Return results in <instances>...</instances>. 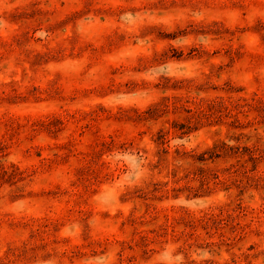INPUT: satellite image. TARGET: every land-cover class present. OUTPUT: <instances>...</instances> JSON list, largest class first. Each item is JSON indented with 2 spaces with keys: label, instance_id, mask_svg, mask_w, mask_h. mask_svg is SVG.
Masks as SVG:
<instances>
[{
  "label": "rangeland",
  "instance_id": "obj_1",
  "mask_svg": "<svg viewBox=\"0 0 264 264\" xmlns=\"http://www.w3.org/2000/svg\"><path fill=\"white\" fill-rule=\"evenodd\" d=\"M0 264H264V0H0Z\"/></svg>",
  "mask_w": 264,
  "mask_h": 264
}]
</instances>
